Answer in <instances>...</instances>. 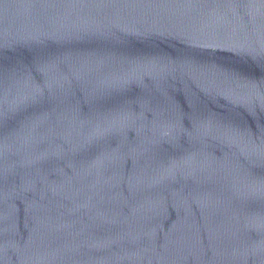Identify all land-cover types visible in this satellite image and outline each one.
Masks as SVG:
<instances>
[{
  "label": "water",
  "instance_id": "95a60500",
  "mask_svg": "<svg viewBox=\"0 0 264 264\" xmlns=\"http://www.w3.org/2000/svg\"><path fill=\"white\" fill-rule=\"evenodd\" d=\"M0 264H264V0H0Z\"/></svg>",
  "mask_w": 264,
  "mask_h": 264
}]
</instances>
